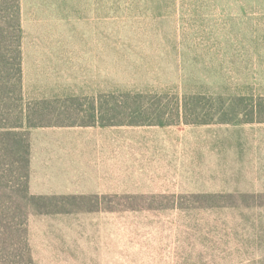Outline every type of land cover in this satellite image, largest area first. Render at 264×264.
Returning a JSON list of instances; mask_svg holds the SVG:
<instances>
[{"label":"rangeland","instance_id":"374dc122","mask_svg":"<svg viewBox=\"0 0 264 264\" xmlns=\"http://www.w3.org/2000/svg\"><path fill=\"white\" fill-rule=\"evenodd\" d=\"M22 29L23 47L68 60L54 66L67 83L56 96H74L54 99L44 122H90L104 100L116 122H209L177 135L204 147L191 162L159 172L150 158L144 170L130 159L129 192L59 197L46 209L62 212L30 211L28 226H86L68 232L78 254L45 264H264V198L176 208L188 193L264 195V0H22Z\"/></svg>","mask_w":264,"mask_h":264},{"label":"crops","instance_id":"0c3cea01","mask_svg":"<svg viewBox=\"0 0 264 264\" xmlns=\"http://www.w3.org/2000/svg\"><path fill=\"white\" fill-rule=\"evenodd\" d=\"M38 51H43L44 54L39 55ZM53 51L56 50L23 47V93L26 100H54L58 97L67 99L74 96L71 88H64L56 96L58 87H67V83H58L54 66L65 64L68 60L54 57ZM95 103L100 102L97 99ZM101 108L103 109L100 111L96 108L92 121L88 123L48 124L29 129V185L32 193L49 197L95 195L106 200L113 196L114 189L129 192L127 178L132 168H129L130 159L136 161L137 170L138 167L144 170L146 160L150 158L154 163L152 168L160 172V169L176 168L175 162L178 158L189 157L191 162L192 155L189 152L204 149L201 144L177 142L178 133L184 135L182 138L187 135L190 137L193 127L200 128L199 125L184 122L170 125H113L107 123L105 100ZM172 128L176 130H171ZM178 128L181 130H177ZM161 135L169 142L164 143L157 139V142L146 143L150 137L159 138ZM161 159L168 162L163 163ZM118 161L120 164L116 165V170H120L118 173L121 175L119 186L114 184V162ZM28 227L35 264L51 263L58 257L60 261L62 258L66 260L61 257L64 253L72 256L78 254L81 241L77 236L72 237L74 233L71 236L68 232L76 231L80 235L81 230H86V226H48V230L43 226ZM58 231L63 233L59 235ZM47 234H52V238L46 237ZM66 235L70 237L65 238Z\"/></svg>","mask_w":264,"mask_h":264},{"label":"trees","instance_id":"16d2710c","mask_svg":"<svg viewBox=\"0 0 264 264\" xmlns=\"http://www.w3.org/2000/svg\"><path fill=\"white\" fill-rule=\"evenodd\" d=\"M22 39V0H0V264H35L29 239L30 211L59 213L62 211L46 209L50 205L49 200L53 201L59 197H78L42 196L36 195L30 190L29 129L48 124L76 122L59 123L42 120V112L50 109V105L57 104L58 100H37L26 103L23 93ZM63 101L70 102L68 98ZM102 120L104 121V118ZM108 122L113 125H170L178 123L151 120L116 122L109 116ZM184 123L199 125L209 122L193 120ZM166 195L159 197L167 198ZM172 195L174 199L179 198L175 197V193ZM172 197L170 196V199ZM259 197L263 199L264 195L224 191L188 193L181 196V199L176 203V208L187 211H221L240 207L241 204L238 202L240 200L247 202L244 207H249L250 201L257 200ZM183 200L187 202H182ZM187 203L188 205L185 206Z\"/></svg>","mask_w":264,"mask_h":264}]
</instances>
